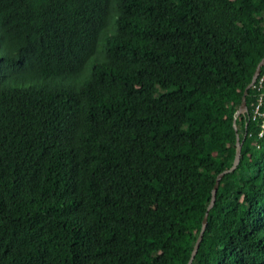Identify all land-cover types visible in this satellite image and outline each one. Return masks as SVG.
Instances as JSON below:
<instances>
[{"label":"trees","instance_id":"obj_1","mask_svg":"<svg viewBox=\"0 0 264 264\" xmlns=\"http://www.w3.org/2000/svg\"><path fill=\"white\" fill-rule=\"evenodd\" d=\"M263 59L264 0H0V264H189ZM262 93L193 264H264Z\"/></svg>","mask_w":264,"mask_h":264},{"label":"water","instance_id":"obj_2","mask_svg":"<svg viewBox=\"0 0 264 264\" xmlns=\"http://www.w3.org/2000/svg\"><path fill=\"white\" fill-rule=\"evenodd\" d=\"M264 67V59L258 64L257 69L254 73L252 82L247 86V88L245 89L243 98H242V103L239 107V109L236 111L235 116H234V128L236 131V155H235V160L233 162V165L230 169L225 170L224 172H222L221 174L218 175L216 183L214 185V188L212 190V198H211V202L207 208V211L205 213L204 219H203V223H202V228L200 231V234L198 236V239L196 241V244L194 246V249L192 251V255H191V260L189 264H193L196 255H197V251L199 249L200 246V242L203 239V235L204 232L207 228L208 225V215H209V211L210 209L213 207L215 201H216V196H217V191L219 188V184L221 182V180L223 179V177L229 173H232L233 171L236 170V168L238 167L240 160H241V154H242V146H243V140H241L240 134L238 132V127H237V119L241 116V115H245L248 112V104H247V97H248V92L251 88H253L255 86V84L257 83V80L259 78V76L261 75V70ZM246 136V135H245Z\"/></svg>","mask_w":264,"mask_h":264},{"label":"built area","instance_id":"obj_3","mask_svg":"<svg viewBox=\"0 0 264 264\" xmlns=\"http://www.w3.org/2000/svg\"><path fill=\"white\" fill-rule=\"evenodd\" d=\"M257 83H258V89L264 88V76H262L261 78L259 76ZM256 84H255V86H256ZM262 107H264V93H262L258 99L257 108H256V111L254 113L255 118L258 116L259 117L264 116V111H262ZM262 127L264 128V123H263ZM262 134L263 133H261L260 136H262Z\"/></svg>","mask_w":264,"mask_h":264}]
</instances>
